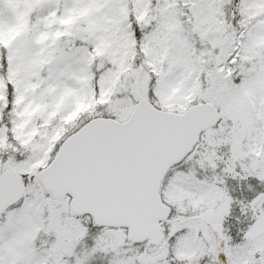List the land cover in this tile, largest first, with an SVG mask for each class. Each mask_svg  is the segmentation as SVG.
Here are the masks:
<instances>
[{"label": "snow or ice", "instance_id": "obj_1", "mask_svg": "<svg viewBox=\"0 0 264 264\" xmlns=\"http://www.w3.org/2000/svg\"><path fill=\"white\" fill-rule=\"evenodd\" d=\"M0 264H264V0H0Z\"/></svg>", "mask_w": 264, "mask_h": 264}]
</instances>
